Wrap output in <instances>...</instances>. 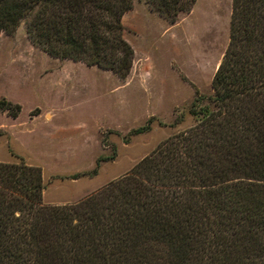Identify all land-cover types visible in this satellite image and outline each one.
<instances>
[{"label": "trees", "instance_id": "16d2710c", "mask_svg": "<svg viewBox=\"0 0 264 264\" xmlns=\"http://www.w3.org/2000/svg\"><path fill=\"white\" fill-rule=\"evenodd\" d=\"M142 1L168 23L194 2ZM130 7L131 0H0V33L21 23L47 55L123 80L132 49L120 17ZM209 87L206 103L195 96L187 107L191 126L72 203L42 204L39 168L0 161V264H264V0H230ZM0 112L15 118L18 106L0 100ZM112 156L67 178L92 177Z\"/></svg>", "mask_w": 264, "mask_h": 264}, {"label": "rangeland", "instance_id": "374dc122", "mask_svg": "<svg viewBox=\"0 0 264 264\" xmlns=\"http://www.w3.org/2000/svg\"><path fill=\"white\" fill-rule=\"evenodd\" d=\"M229 10L230 0H194L168 23L142 0H131L120 17L122 38L132 49L131 75L123 80L47 55L27 41L21 23L0 33V100L18 106L15 118L0 112V161L20 158L39 168L42 204L67 203L81 191L80 199L124 174L167 136L192 125L187 107L195 96L206 103L211 93ZM149 116L146 131L128 136ZM111 154L93 178H67Z\"/></svg>", "mask_w": 264, "mask_h": 264}, {"label": "crops", "instance_id": "0c3cea01", "mask_svg": "<svg viewBox=\"0 0 264 264\" xmlns=\"http://www.w3.org/2000/svg\"><path fill=\"white\" fill-rule=\"evenodd\" d=\"M153 15V14H152ZM131 73V70H129V72H128V75ZM131 75V74H130ZM129 75V76H130ZM34 118V117H33ZM96 175V174H95ZM94 175V176H95ZM93 176V177H94ZM93 177H91V178H93ZM91 178H88V179H91ZM82 190H87V189H82ZM75 196H73L74 198H72V199H68V202L67 203H72V202H74V201H76L79 197H81L82 195H81V191L80 192H78V193H75L74 194ZM46 204H49V205H58V204H62V203H66L65 202V200H63V199H59L58 201H56V200H52V201H47V202H45Z\"/></svg>", "mask_w": 264, "mask_h": 264}]
</instances>
